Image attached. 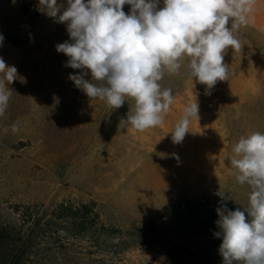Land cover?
Segmentation results:
<instances>
[{"label":"rangeland","instance_id":"1","mask_svg":"<svg viewBox=\"0 0 264 264\" xmlns=\"http://www.w3.org/2000/svg\"><path fill=\"white\" fill-rule=\"evenodd\" d=\"M7 1L0 7V57L18 77L0 117V227L15 228L27 241L19 264H222V240L214 235L221 204L216 193H226L233 211L248 203L249 188L236 182L230 158L241 136L264 133V72L257 74L256 88L211 90L263 99L248 105L258 119L225 121V150L208 151L205 135L186 134L180 152L162 145L164 182L168 191L181 183L182 195L161 206L143 188L151 155L138 138L154 131H137L126 121L134 100L125 97L122 107L111 109L90 99L69 79L80 70L65 66L68 57L55 48L69 40L66 24L39 12L38 0ZM57 2L67 6V0ZM181 64L178 74L165 73L162 89L171 88L174 97L210 95L206 85L185 75L187 58ZM198 198L204 203L192 204ZM182 202L190 204L184 212ZM83 204L95 208L99 226L82 231L79 222L54 217L61 205L79 211Z\"/></svg>","mask_w":264,"mask_h":264},{"label":"clouds","instance_id":"2","mask_svg":"<svg viewBox=\"0 0 264 264\" xmlns=\"http://www.w3.org/2000/svg\"><path fill=\"white\" fill-rule=\"evenodd\" d=\"M255 3L163 0L161 6V0H67L64 7L57 0H38L37 10L66 24L69 40L55 48L68 57L65 66L80 70L69 75L75 87L111 109L132 98L135 111H129L126 121L145 131L164 122L174 96L159 81L165 73L178 74L182 59L187 58L185 75L206 85V94L218 81H227L225 53L240 49L236 33L249 25ZM124 5L130 6L128 13ZM3 39L0 35V46ZM17 77V68L0 57V117L7 112L13 93L9 85ZM198 113L197 100L185 106L171 132L174 144L183 142ZM232 151L235 180L249 188V196L242 210L233 211L226 205V193H216L221 204L214 235L222 240V264H264V133L241 136Z\"/></svg>","mask_w":264,"mask_h":264},{"label":"crops","instance_id":"3","mask_svg":"<svg viewBox=\"0 0 264 264\" xmlns=\"http://www.w3.org/2000/svg\"><path fill=\"white\" fill-rule=\"evenodd\" d=\"M7 2V0H0V7H6ZM252 17L249 25L241 27L236 33L241 42L240 49H228L225 53V63L228 64L227 81H218L214 88H244L245 90L246 88L259 86L257 74L264 72V0H256ZM0 35L3 36L4 41V34L0 32ZM196 100L199 105V119H193L189 124L188 134L196 137L205 135L207 137V150L213 152L226 149L227 142L225 138H221L228 134L229 128L225 122L226 120L258 119L260 113L256 111L249 112L248 105L263 103L262 97L246 94L175 96L170 110L164 116V122L155 128H151L154 132L144 134L142 138H138L139 142L149 145L151 155L144 166L148 180L145 181L143 188L151 194L158 205L162 206L165 205V202L175 201L182 195L181 183L179 186L175 183L171 185L170 191L167 189L163 179V176L167 175L166 165L164 164L167 156L164 155L161 147L165 144L166 149L178 150L179 152L182 150V143L174 144L171 133L167 132L170 129L174 131L176 123L183 115L185 106L196 102ZM229 105H233V110ZM161 128L163 131L160 130ZM240 129L246 133V124ZM163 132L164 134H162ZM130 172H133V168ZM132 187H135V185H132Z\"/></svg>","mask_w":264,"mask_h":264},{"label":"trees","instance_id":"4","mask_svg":"<svg viewBox=\"0 0 264 264\" xmlns=\"http://www.w3.org/2000/svg\"><path fill=\"white\" fill-rule=\"evenodd\" d=\"M64 211L65 213H59ZM61 216V217H60ZM56 218L71 219L79 222L80 228L86 230L88 224L90 226H99L98 215L93 206L83 204L80 210H74L72 206L61 205L58 208ZM88 219V223H84L83 219ZM86 224V225H85ZM104 228V226H102ZM28 248V243L23 239L20 232L13 227H0V264H19L21 256L24 255Z\"/></svg>","mask_w":264,"mask_h":264},{"label":"built area","instance_id":"5","mask_svg":"<svg viewBox=\"0 0 264 264\" xmlns=\"http://www.w3.org/2000/svg\"><path fill=\"white\" fill-rule=\"evenodd\" d=\"M199 203H204V199H202V198H198V199H196V201H195L194 203H192V204H199ZM189 206H190V204H187V203H185V202H182V203L180 204V206H179V209H180L181 212H184V211L187 209V207H189Z\"/></svg>","mask_w":264,"mask_h":264}]
</instances>
